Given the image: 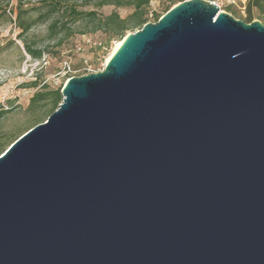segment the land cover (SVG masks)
Returning <instances> with one entry per match:
<instances>
[{
	"label": "water",
	"instance_id": "1",
	"mask_svg": "<svg viewBox=\"0 0 264 264\" xmlns=\"http://www.w3.org/2000/svg\"><path fill=\"white\" fill-rule=\"evenodd\" d=\"M0 154V264H264V24L184 0Z\"/></svg>",
	"mask_w": 264,
	"mask_h": 264
},
{
	"label": "trees",
	"instance_id": "2",
	"mask_svg": "<svg viewBox=\"0 0 264 264\" xmlns=\"http://www.w3.org/2000/svg\"><path fill=\"white\" fill-rule=\"evenodd\" d=\"M151 1L0 0V18H4L9 23L13 22L19 31L17 38L21 40L24 54L31 61L37 62V68L41 70L48 63L50 56L57 57L59 55V50L64 41L75 32L81 35L99 33L101 36L100 41L94 42L89 48L94 57H102L111 42L121 41L128 33L141 29L144 24L149 22ZM166 1L168 4L163 8L161 14L183 0ZM91 5L94 7L93 9H84V7ZM104 7H111L112 10L103 15L99 10ZM240 7L241 3L238 2L225 5L222 10L247 24L255 19L264 24V0H246L242 14L235 10L241 11ZM119 9L129 10L130 12L122 17L118 12ZM161 14H153V22H156ZM35 26L45 27L47 39L52 44L37 48L26 42L24 36ZM21 58L23 59L24 56L21 55ZM86 66L87 61H84L81 64L82 68L73 66H70V68L73 71L83 70V73H81L83 75L87 73ZM62 86L63 83L56 88H51L42 76L38 72L36 73L34 81L29 84V87L32 88L39 87L30 98L27 107V112L33 117L28 121L30 125L21 134H11V136H7L0 142V154L22 134L43 123L58 108L62 101L60 94ZM8 111L9 109L0 108V117L7 114Z\"/></svg>",
	"mask_w": 264,
	"mask_h": 264
},
{
	"label": "rangeland",
	"instance_id": "3",
	"mask_svg": "<svg viewBox=\"0 0 264 264\" xmlns=\"http://www.w3.org/2000/svg\"><path fill=\"white\" fill-rule=\"evenodd\" d=\"M12 4L14 5V3ZM167 4L166 0H152L149 6V12L151 13L149 22H153V14L163 13L162 10ZM93 8L92 5L84 7L87 10ZM111 10V7H104L99 12L106 15ZM235 10L241 14L243 13L238 9ZM118 12L124 17L130 11L119 9ZM254 21L258 20L255 19ZM18 33L19 31L13 22L9 23L4 18H0V108L9 109L7 114L0 117V142L7 136H11V134H21L29 127L30 123L28 121L33 117L27 112V107L30 98L39 88L29 87V84L34 81L37 72L51 88H56L65 83V76L63 77L62 73L59 74L65 63L69 66L82 68V62L87 61V69L94 72L101 71L107 57L117 43L111 42L102 57H94L89 46L100 41V34L81 35L75 32L64 41L59 50V55L57 57L50 56L48 63L43 69L39 70L37 63L31 61L24 54L21 40L17 38ZM24 38L28 44L37 48L52 44L47 39L44 26L33 27ZM21 55L24 56L23 59ZM76 72L81 74L83 70H77Z\"/></svg>",
	"mask_w": 264,
	"mask_h": 264
},
{
	"label": "built area",
	"instance_id": "4",
	"mask_svg": "<svg viewBox=\"0 0 264 264\" xmlns=\"http://www.w3.org/2000/svg\"><path fill=\"white\" fill-rule=\"evenodd\" d=\"M204 1H207L210 4L217 6L221 11L225 7V5L236 4V3L240 2L241 7L239 9L243 12L244 11V3L246 0H204ZM44 64H45V62H44ZM37 65H38V63H37ZM93 72L94 71H91L90 69H88L86 74L93 73ZM61 73H62L63 77L64 76H65V78L68 77L65 79V81L71 77H75L78 75V73L76 71L71 70L70 66L67 63L64 64V66H63V68L59 74H61ZM78 76H80V75H78Z\"/></svg>",
	"mask_w": 264,
	"mask_h": 264
},
{
	"label": "bare ground",
	"instance_id": "5",
	"mask_svg": "<svg viewBox=\"0 0 264 264\" xmlns=\"http://www.w3.org/2000/svg\"><path fill=\"white\" fill-rule=\"evenodd\" d=\"M120 44H121L120 41L116 43V45H115V47L113 48L112 52H111V53L109 54V56L107 57L106 62L110 59V57H111L112 54L117 50V48L120 46ZM106 62H105V63H106Z\"/></svg>",
	"mask_w": 264,
	"mask_h": 264
}]
</instances>
